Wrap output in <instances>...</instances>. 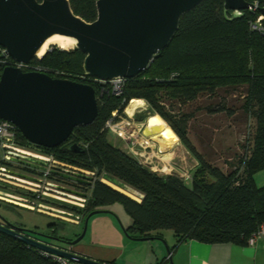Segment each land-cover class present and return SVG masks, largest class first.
I'll use <instances>...</instances> for the list:
<instances>
[{"label":"trees","instance_id":"1","mask_svg":"<svg viewBox=\"0 0 264 264\" xmlns=\"http://www.w3.org/2000/svg\"><path fill=\"white\" fill-rule=\"evenodd\" d=\"M97 1L70 0V3L77 16L93 22L97 19ZM247 1L253 5L258 2L260 8L246 10L238 19L233 18L232 12H225L224 0H205L184 15L169 48L142 74L127 79L123 95L99 100L95 122L76 128L65 144L53 149L34 146L18 130L21 146L38 149L77 169L94 173L87 177L70 171L80 178L87 177L91 182L87 188L90 194H86L85 203L73 208L74 216L64 217L85 223L91 213L109 211L112 205L120 203L131 218L130 227L124 231L132 239H154L164 231H172L177 244L186 240L246 244L258 232L264 224V187H257L254 181V175L264 170V33L251 31L249 24L262 14L264 0ZM84 58L78 49L53 48L42 61L36 62L55 79L88 84L97 91V85L83 79ZM5 68L0 63V78ZM235 88H246L243 108L254 125H250V145L243 146L244 154L238 165L225 172L195 148L188 138L186 117L178 119L163 99L188 104L201 95L216 97L220 90ZM133 100L147 102L153 116L159 115L196 158L199 166L190 183L176 171H154L108 140L111 133L105 125L112 113L124 115ZM215 112L234 115L224 106ZM74 144L80 147L79 151L72 149ZM27 169L31 172L34 168ZM103 179H111V184L139 200L114 189ZM60 190L70 191L64 187ZM27 196L18 199L24 204L36 199L32 192H27ZM48 228L51 236L58 237L54 225ZM0 264L59 263L52 256L0 233Z\"/></svg>","mask_w":264,"mask_h":264},{"label":"water","instance_id":"2","mask_svg":"<svg viewBox=\"0 0 264 264\" xmlns=\"http://www.w3.org/2000/svg\"><path fill=\"white\" fill-rule=\"evenodd\" d=\"M204 1L98 0L97 19L87 22L74 13L70 0H0V47L6 49L14 61L29 64L39 57L48 41L55 37L68 38L73 41L74 49L85 55V76L102 81L133 79L169 48L181 18ZM252 8L254 5L247 0H224L225 12H232L236 19ZM261 12L264 15V9ZM52 49L53 46L44 56ZM98 113L96 90L91 85L55 79L40 72H24L15 67L3 70L0 120L15 125L34 146L53 149L65 144L76 128L92 125ZM151 117L153 110L145 106L136 110L133 119L144 122ZM145 134L151 136L147 128ZM72 149L79 151L80 147L74 144ZM17 205L30 208L25 204ZM103 213L111 212L91 213L82 233L75 239L63 240L7 220L0 223V233L78 264H108L72 251V247L85 238L90 219ZM58 217L77 224V220ZM2 220L5 219L2 217ZM52 241L63 245H52ZM163 242L170 256L171 248Z\"/></svg>","mask_w":264,"mask_h":264},{"label":"rangeland","instance_id":"3","mask_svg":"<svg viewBox=\"0 0 264 264\" xmlns=\"http://www.w3.org/2000/svg\"><path fill=\"white\" fill-rule=\"evenodd\" d=\"M53 48L59 47L53 46ZM73 49L74 48L64 51H71ZM245 92L246 88L220 90L217 92L216 97H210L204 94L197 100L188 104H183L167 97H164L163 99L178 119L186 117L188 138L195 148L205 157L207 161L215 166H218L225 172L238 165L239 160L244 154L243 146L248 144L250 145V139L252 138L251 127L254 125V120H250L248 118L243 108L246 101ZM131 102L129 103V106L131 105ZM145 106H148V104L144 101L143 108H145ZM220 106L226 107L227 111H233L234 115L230 116L228 112H215V110H217ZM122 116L128 118L126 110L125 114ZM148 119L149 118L144 121L145 123L147 122V127ZM153 134L151 135V139L155 142L154 137H156L158 133H155V136ZM156 139L161 144L170 147L168 152L163 151L164 154H162L160 158L172 159L176 166L173 162L171 164L174 165V168L178 169L179 172L186 174L188 176L187 181L190 183L191 177L199 166L196 158L187 150L182 142L179 141L180 139L178 137L176 139L177 145L175 144V138ZM108 140L124 152L128 153L130 156L135 157L133 152L130 150L132 147L130 142L128 143L113 134H109ZM155 145L157 146L156 148L151 144L152 148L156 151L157 148H159V144L155 142ZM28 149H30L33 153H38V151L34 148L28 147ZM153 149H147L145 152L150 153ZM135 150H138V148ZM3 156L4 151L0 150V215L6 217L9 222H12L15 225L43 234L50 232L48 228L49 225H54V228L57 229L58 238L63 240L75 239L77 233L82 232L81 228L83 229L84 223L81 228H78L70 223L71 221L66 222L56 218L60 219L58 216L66 214H72V216H74L75 212L72 211L73 208H78L79 205L77 204L84 203L82 200L86 199V194H90V191L87 188L90 187L91 182L86 178L88 176H93L94 173L83 169H77L67 162L57 159L54 155L56 163L51 162L47 173L37 169H31L33 171L30 172L27 169L29 167L26 165L8 161L4 159ZM152 160L154 166L157 165L159 168L166 167L169 169L170 165L168 166L165 161H161V163H159L160 161L158 162L156 159ZM29 161L35 162L33 160ZM51 170L55 172L49 173ZM70 171L80 172L87 177L80 178L77 175L71 174ZM5 175L12 176L17 179L9 178ZM20 175L41 179L44 182L42 184L36 183L29 179H23ZM24 181H29L30 183ZM103 181L106 180L103 179ZM254 181L257 187H264V170L259 171L254 175ZM33 183L41 185L40 189ZM48 183L57 185L60 188H67L71 192L69 191V193H67L60 190V188L49 187ZM45 187L62 192L64 195L47 191ZM27 192H32V194H36V196L40 195L41 197L38 200V203L47 206L48 208H41L39 204L37 206L28 205L32 209L27 208L26 206H23V208L22 206L14 207L15 205L18 206L17 204L24 205L23 202L20 203V199L18 198H28ZM43 192L47 194H54L59 198L51 197ZM69 195L75 196L79 199L72 198ZM60 198L69 200L65 201ZM110 209L117 214L122 221L130 218L124 206L120 203L112 205ZM69 218L73 219L74 217L69 216ZM120 218L118 222L120 221ZM51 244L57 246L63 245L53 241Z\"/></svg>","mask_w":264,"mask_h":264},{"label":"crops","instance_id":"4","mask_svg":"<svg viewBox=\"0 0 264 264\" xmlns=\"http://www.w3.org/2000/svg\"><path fill=\"white\" fill-rule=\"evenodd\" d=\"M160 157L159 163L165 161L168 166L172 165V159ZM109 211L111 213L90 219L85 238L72 247L73 252L108 264H264V238H259L254 244H209L197 240L177 244L174 232L164 231L159 238L136 241L124 231L130 227L131 218L122 221L111 209ZM72 224L81 228L83 223L78 219L77 224ZM163 241L171 248L170 256Z\"/></svg>","mask_w":264,"mask_h":264},{"label":"built area","instance_id":"5","mask_svg":"<svg viewBox=\"0 0 264 264\" xmlns=\"http://www.w3.org/2000/svg\"><path fill=\"white\" fill-rule=\"evenodd\" d=\"M260 8V4L256 2L254 4V10H257ZM264 9V5L261 7ZM250 30L254 32H260L264 33V15L260 14L256 20L250 22L249 24ZM44 57H38L35 60H33L29 64L25 63H18L14 61L8 54L6 49L0 47V63L3 64L5 67H15L19 68L24 72H40V73H46V69L43 68L42 66L38 65L36 61L40 62L42 61ZM48 75V74H47ZM84 80H87L92 82L94 85H97V91H96V98L97 101L102 100L105 97H110V96H121L123 95L124 88L127 83V79H117V80H112V81H102L98 80L95 78H90V77H83ZM147 127V122H136L132 116L128 115V118L123 117L119 115L118 111H114L112 113L111 119L106 123L105 129L109 131L111 134L118 136L122 140L126 142H130L132 147L130 150L133 152L136 158L141 159L144 163L150 165L154 171H159V172H173L176 171L178 172L182 177H184L186 180L188 176L184 173L179 172L176 170L173 166H169V169L165 168H159L157 165H153V160L156 159L159 162V157L163 154L159 148L155 151L151 144L156 148L157 146L155 145V142L153 139H151V136H147L145 134V129ZM138 150H135L137 149ZM153 149L150 153H146L145 151L147 149ZM35 149V148H34ZM0 150L4 151V156L3 158L10 161L8 159V156H15L23 160H33L35 161L34 163H37L39 165H42L45 167V170L43 172L47 173L49 170L48 168L50 167L51 162L56 163V160L53 155L51 154H45V153H40L38 149V153H33L31 152L30 149L23 147L20 145L18 141V128L13 125L10 122L7 121H2L0 120ZM12 162V161H11ZM32 162V161H31ZM15 163V162H14ZM38 170V169H37ZM6 171V170H4ZM41 171V170H40ZM55 172V171H54ZM52 170L49 173H54ZM2 174V173H1ZM21 177V176H20ZM23 179H29L33 182L40 183L42 184L44 181L41 179H36L33 177H24ZM33 183L35 186L41 187V185ZM49 187H56L60 188L57 185H53L51 183H48ZM47 191H51L54 193L60 194L56 190H52L48 187H45ZM38 192V191H37ZM42 192V191H40ZM44 194H47L43 192ZM57 194V195H58ZM51 197H57L54 194H47ZM64 195V194H63ZM66 195V194H65ZM40 195L36 196V199H32V202H27V205L30 206H37L38 200L40 199ZM62 200L68 201L65 198H60ZM84 203L86 202L85 200H82ZM83 204V203H80ZM41 208H48L47 206L39 204ZM259 238H264V224L260 227L258 232H256L251 238L249 239L250 244H254ZM45 253V252H44ZM45 255H50L48 253H45ZM52 258L57 261L59 264H78L73 261H70L68 259L55 256V255H50Z\"/></svg>","mask_w":264,"mask_h":264},{"label":"bare ground","instance_id":"6","mask_svg":"<svg viewBox=\"0 0 264 264\" xmlns=\"http://www.w3.org/2000/svg\"><path fill=\"white\" fill-rule=\"evenodd\" d=\"M51 46H57V47H59V48H61L63 50H69V49L74 48V43H73V41H71L68 38L55 37V38H53V39H51L50 41L47 42V44L45 45L44 49L39 54V57L44 56V54L50 49ZM143 107H144V101H142V100H133L131 102V105L128 108V110H129L128 111V114L130 116H134L133 113H135L136 110L141 109ZM129 112H131V113H129ZM146 128H147V132L150 133L151 135L153 133L154 134L155 133L156 134L158 133V135L156 137H154V138H155V142L157 144H159V149L162 150V151H169L170 150V147L167 146V145L161 144L156 138H162V139L163 138L164 139L175 138V140L177 139L176 134L173 132V130L170 128V126H168L166 124V122H164V120L160 116L155 115V116L149 118L148 119V127H146ZM8 159L10 161H12V162L24 164V165L29 166V167H32L34 169H38V170H41V171H44L45 170V167L42 166V165H39V164L34 163V162H31V161L23 160V159H20L18 157H15V156H11L10 155V156H8ZM5 176L6 177H9V178L17 179V178L12 177V176H8V175H5ZM18 180H21V179H18ZM110 180L109 181L107 180L108 182L107 181H104V182L106 184L110 185L111 187H113L114 189L122 192L123 194H126L127 196H129V197H131V198H133L135 200H139L137 196H134L133 194H131L127 190H125V189H123L121 187H118V186H115V185L109 183ZM21 181H23V180H21ZM24 182L30 183L29 181H24ZM59 193L60 194H64L62 192H59ZM69 196L72 197V198H75V199H79V198H77L75 196H71V195H69Z\"/></svg>","mask_w":264,"mask_h":264},{"label":"flooded vegetation","instance_id":"7","mask_svg":"<svg viewBox=\"0 0 264 264\" xmlns=\"http://www.w3.org/2000/svg\"><path fill=\"white\" fill-rule=\"evenodd\" d=\"M126 113L128 114V109H126ZM128 115H129V114H128ZM129 116H130V115H129ZM2 217H3V216H2ZM2 217H1V215H0V223H1V224H4V223H5L4 221H6V220L9 221L6 217H3L5 220H2ZM10 223H12V222H10ZM12 224H13V223H12ZM14 225H15V224H14ZM16 226H18V225H16ZM9 227H11V226H9ZM19 227H22V226H19ZM47 234H48V235H51L50 232H47Z\"/></svg>","mask_w":264,"mask_h":264}]
</instances>
